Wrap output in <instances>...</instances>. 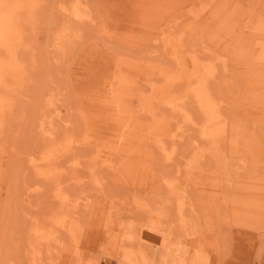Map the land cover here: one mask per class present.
<instances>
[{"label": "rangeland", "instance_id": "rangeland-1", "mask_svg": "<svg viewBox=\"0 0 264 264\" xmlns=\"http://www.w3.org/2000/svg\"><path fill=\"white\" fill-rule=\"evenodd\" d=\"M76 1L87 20L74 21L77 38L63 51L53 42L72 20L60 10L71 0H0V264H30L36 221L60 207L53 181L37 173L58 168L77 178L61 180L81 198L59 229L63 244L53 243L40 264H264V0L207 8V0ZM167 81L199 122L206 116L188 89L205 86L218 149L186 174L185 152L198 139L186 123L176 161L152 142L140 150L148 156L135 184L123 182L108 168L122 161L115 144L126 128L123 109L131 126L145 122L141 94ZM45 118L57 125L58 151L43 136ZM150 174L158 184L139 187ZM168 179H177L175 191ZM38 184L42 191L31 190ZM130 221L123 238L116 226ZM143 227L148 237L157 232L156 249L139 242Z\"/></svg>", "mask_w": 264, "mask_h": 264}, {"label": "bare ground", "instance_id": "bare-ground-1", "mask_svg": "<svg viewBox=\"0 0 264 264\" xmlns=\"http://www.w3.org/2000/svg\"><path fill=\"white\" fill-rule=\"evenodd\" d=\"M212 1L213 0H207L203 5L204 8H207L211 4ZM79 4L80 3H78L76 0H71V3L68 6H62L60 9L64 13V15H66V17L70 16L72 19V20H68L66 18L68 21H65L66 19L64 18L65 19L64 23H61L60 24L61 26L58 27L59 30L57 29L58 32L55 35V41L53 42L56 47L60 48L63 51L66 49L65 46L67 44L71 45V43L73 41H75V37L78 35L77 32L74 31L75 30L74 24H73V23H75L74 21H76L78 24V21L81 22L84 19L87 20V14L85 12H83V10L80 8ZM80 22H79V24H80ZM78 30H79V28H78ZM182 33H180V34L182 35ZM162 34H164V33H162ZM165 36H167L166 33H165ZM174 36H173V39H176L175 37H177V36H175V37ZM162 37H164V36H162ZM166 38H168V36ZM179 38L180 37H177V39H179ZM168 40H169V38H168ZM168 40H166V42H169ZM169 43L173 44L172 41H170ZM177 43L178 42H176V44ZM178 45H180V44H178ZM165 47H167V46H165ZM175 48H176V46H175ZM197 63H198V61H197ZM202 66H204V65H202ZM212 69H213V67H212ZM3 70H4V68H3ZM208 71H209V68H208ZM159 74H161V73H159ZM196 74H197V72H196ZM164 77H165V74H164ZM123 78H121V79H123ZM124 80H125V78H124ZM172 85H173V83L172 82L170 83L168 81L165 83L158 84V85L154 84L151 87L153 89L152 93L150 92L151 95L147 96V95H143V93L141 94L143 100H142L140 107L138 108V111H142L144 114H146L147 120L144 122V120H142V118L140 117L141 120L138 119V122L135 125V127L131 126V124L134 123L133 122L134 120H132L133 115H130L131 116L130 118L128 117L129 116L128 111L130 113V109L129 108H128L129 110H127V108L123 109V111L125 112L123 114H126V113L128 114V116H127V114L124 115V121L126 123V128L122 132V135L116 140V144H115V154L122 161L120 164H118V166L111 165L108 167V168H112L111 169L112 171L117 172V174L119 175V178L122 179L123 182L125 181L127 183H131V184L134 183L135 184V181L132 182V180L135 179V177H136L134 172L143 169L142 166L140 165L141 160L147 159V156H148L146 154V151L140 153V150L142 148H146L152 142L154 144H156L158 147H160L161 150H163V152L165 154V156H164L165 160H168V161L175 160L177 158L178 154L180 153L178 150V147H177V141L180 139H184L186 136V134L184 133V130H186V128H185L186 123L191 124V127L193 126L194 128H196L197 132H198L197 142L195 144H193L192 147L189 150H187V152H185V155L183 158L184 164H185L184 166H185L186 174L188 173V171H190L191 167L195 166L194 164L200 165V164L204 163V157L206 156V154L213 152V151L218 149L216 145L218 144V140L220 137L218 135L217 126L214 127L215 126L214 125L215 119L218 116L215 112V105L213 106V104L210 102L211 97L208 96V93L206 91L205 86L203 87L202 83H201L197 86H190L188 89V94H192L191 95V96H193L192 98H194L198 102L199 107L202 109V112L206 116L203 121L199 122V121H195L189 115L187 107L184 106L185 105L184 100L186 97V95L182 94L184 92L179 93L177 90H174V92H173L172 91V87H173ZM175 91L178 93H176ZM129 93L130 92H128V94ZM50 95H51V97H49V105L54 106L52 100H53L55 94L52 92ZM155 102H158L159 105L162 107H166L169 110L170 114L165 115L164 111L163 112L159 111L158 108L160 106L156 108ZM121 105H123V103ZM122 107H126V106L123 105ZM56 126L57 125L55 123L54 118H49V119L45 118L42 120V122L40 124L43 136H45L44 138L48 139L50 142V146H54L53 149L56 147V150H57L60 148V146L62 144H60L61 142L58 143L56 141L57 135H58L57 134L58 130L56 129ZM167 140H169L171 142L167 143ZM62 141H64V140H62ZM221 156L223 159L225 158L222 153H221ZM44 161H46V160H44ZM37 163H38V161H37ZM221 163H222V161H221ZM81 164L82 163L80 161H78V162L75 161V162H73L72 166L78 168ZM36 169H38V168H36ZM64 170H66V169H62V168L61 169L58 168V170L57 169H55V170L54 169H51V170L45 169L42 171H38V173H37L38 177H40L41 179H44L45 181H49V182L53 181V183L55 185L57 183V186L55 187V185H54V187H53V188H55L53 195L59 201L60 207H59V209L55 208L56 210L55 209L49 210L48 211L49 213L46 214L47 215L46 217H43L37 221L35 220L36 224L33 227V233L35 234V240L30 239L31 237L34 239V236L32 235L29 238L30 243L28 242L29 244H31V248H32V256L28 254L29 256H31L30 261H28V262H30V264H40V262L42 261L43 255L46 253V251L48 249L50 250V246H52L53 243H57L58 245L60 243L63 244V242H62L63 240H62L61 235H60L61 232L59 229L61 227H65V224H66L65 219H66V217H68L67 215L73 214V212H74L73 207H75V205L77 203H79V200L81 198L80 195H77L75 198H74V196L72 197V195H76V194H73V193L71 194L70 192H68V190L63 185V182L61 180L62 176H67L68 180H71V181L77 180V178L75 176L71 175V173L69 171H64ZM142 171H144V170H142ZM177 172L178 173L181 172V169L179 167L177 168ZM150 175H151L150 178H147L145 183L143 181L141 183H138L139 187H152V186L158 184L159 178H157L156 176H154L152 174H150ZM176 180L177 179H168V181L166 182L167 188L169 191H175V189L178 188V182ZM92 182H95V180L94 181L92 180ZM95 184H96L95 185L96 188L103 190V187L101 185L104 183L100 184V181H99V182H96ZM31 190H34L36 192H40L43 190V186L41 184H38L37 186H35ZM156 194H158V192H156ZM180 197H181V200L178 198L179 200L176 201L175 203H177L178 207L183 209V207L185 206V202H186L185 200L186 199H184L183 195H181ZM145 208H150V204H145ZM38 218H40V217H38ZM152 221H154V219L149 220V224L153 225L154 223ZM138 223H140V222H138ZM142 225H143V223H142ZM67 227H65V228H67ZM132 227H134L133 221H130L128 224H124L123 222H121L120 224H118L116 226L117 230L120 231L119 234L123 238L128 237L127 230H129V228H132ZM153 227L154 226H152V228ZM144 229H145L144 227H143V229L141 228V230H142L141 234H140L141 231L139 232V236H140L139 238H141V240H139V242L146 240V242H149V245L152 247V249H154V248L156 249L157 244H159V237L157 236V232L156 233L154 232V234L152 233L153 234L152 237H148L147 235H150L149 232L152 230H150V228L146 229V230H144ZM27 234H29V231H27L26 235ZM30 235H31V233L28 236H30ZM133 238H135V237H133ZM142 238H145V240ZM169 240H171V239H168V241ZM17 241L19 242L18 239H17ZM22 245H24V244H22ZM140 245L142 246V244H140ZM13 248H16V247H13ZM144 249L148 250L147 247H145ZM157 249H158V247H157ZM15 250H16V252L18 251L17 248ZM146 250H144L145 253H146ZM138 251H140V250H138ZM140 253L138 254L139 257L142 255V253H141V255H140ZM145 256H147V255H145ZM123 259L124 258H122V260ZM48 260H50V259H48ZM52 262H53V260H52ZM48 263H50V262L48 261ZM51 264H53V263H51Z\"/></svg>", "mask_w": 264, "mask_h": 264}]
</instances>
